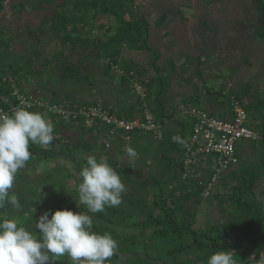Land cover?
Wrapping results in <instances>:
<instances>
[{"label":"rangeland","instance_id":"1","mask_svg":"<svg viewBox=\"0 0 264 264\" xmlns=\"http://www.w3.org/2000/svg\"><path fill=\"white\" fill-rule=\"evenodd\" d=\"M133 1L134 10L149 22L147 42L158 51L155 64L166 80L161 96L164 106L167 107L166 112L170 113L175 104L186 101L219 115L226 107L229 111L226 94L236 95L244 91L242 102L246 105L254 104L248 110V123L257 130L256 125L264 120V39L255 36L258 24L255 0ZM70 2L74 0L4 1L0 13V74L22 91L52 94L50 99L44 96L49 100L65 104L101 102L110 104L116 110L120 108L121 112L125 110L121 109L123 106L128 109L133 105V112H137L140 105H137L138 100L132 88L115 87L118 78L110 79L103 71L107 58H98L97 46L88 41L101 33L105 40L116 31L118 25L105 15L94 21L88 18L86 21L77 22V35L68 43H63L51 22L54 14L60 10H66L72 15L78 14L77 10L70 11ZM161 15L163 18L157 24ZM102 24L110 26L109 33H103L100 26ZM154 57L152 52L129 49L122 45L119 54L115 56L118 62L115 64L130 60L135 62L138 70L142 71L139 77L145 84L157 75L152 66ZM65 61L82 65V76L79 80H65L62 77ZM112 75L117 76L114 71ZM154 88L158 91L160 85L157 84ZM209 89L223 92L224 95L210 94ZM43 112L48 120H57ZM162 125L164 130L174 126L169 119H165ZM72 127L74 126L66 128L67 133L63 140L78 144L76 163L59 154L53 155L50 150L55 149L62 154L66 152L70 156L75 150L73 145L65 146L60 143L55 148V139L54 146L51 144L47 148L33 144L40 154L30 151L31 158L27 164L30 163L31 166L27 170L25 167L19 170L10 190L17 195L22 207L17 210L10 204L9 207L16 211L11 213L9 210H0V216L16 218L20 224L26 222L29 216L31 224L35 226V221L46 208L53 206L50 199L59 200L61 196H68L70 200L69 193L81 182L77 166L82 169L89 155L97 158L103 156L119 173L127 189L122 194V203L117 206L121 221L108 228V233L114 232L112 236L118 242L117 255H113L108 264H207L208 257L220 250L233 251L237 264H242L245 260H249L248 264H260V247L250 251L245 248L170 251L173 243L178 240L154 237L153 227L143 228L142 220L145 216L136 209L138 206L147 207L157 214L161 209L154 202L170 194L167 198L181 205L180 213L182 212L185 223L191 229L201 232L212 225L235 224L238 220L249 217L232 200V186L236 183V178L226 174L208 198L198 200L194 195L183 202V194L178 186L180 168L176 162L177 178L171 185L165 183L173 171L171 165L166 163L172 159V151L181 149V144L172 147L169 146V140L138 132L122 143L123 148L114 145L109 152H105L106 149L99 139L94 143L92 132H83V129ZM240 142L239 163L231 171L242 166L260 168V176L253 187V193L256 199L264 202L261 147L251 141ZM87 143L93 148H86ZM128 146L138 153L134 161H130L124 152ZM33 156L36 160L31 164ZM163 164L165 167L162 170L165 173L160 175ZM117 167L121 170H117ZM240 171L239 169L237 174ZM125 172L129 174V178L124 176ZM158 181L163 190L157 184ZM46 190L49 193L44 198L43 191ZM130 197H133L135 203L130 201ZM59 205L56 208H60ZM21 210L27 212L19 214ZM93 221L97 222L95 219ZM98 221L103 225L107 224L105 221ZM134 221L140 222V225H132ZM61 258L70 260L66 255Z\"/></svg>","mask_w":264,"mask_h":264},{"label":"trees","instance_id":"2","mask_svg":"<svg viewBox=\"0 0 264 264\" xmlns=\"http://www.w3.org/2000/svg\"><path fill=\"white\" fill-rule=\"evenodd\" d=\"M4 1L0 0V13L4 7ZM256 3V9L258 12L257 16V26L255 28V36L260 39H264V0H255ZM70 11H78V14L75 13V15L70 14L66 10H60L56 12L53 16V20L51 22L52 27L56 31V33L61 36V39L63 43H68L72 40V38L77 35V28L76 23L79 21H86V19L90 18L92 21L99 20L101 17L105 15L107 18L108 16L112 18L116 25H118L115 32L108 35L105 40L102 38V33L99 34L97 37H92L89 39V43L93 44L94 46H97V54L96 56L99 58L103 56L104 58H107L105 64L103 65V71L106 75L110 77V79L118 78L119 83V89H122L124 86L130 87V79H140V75L142 74V71L138 70V65L133 61H122L119 63V67L123 70L121 74H116L117 76L112 75V71H114L111 67V64L118 63L116 62L115 56H117L120 52V48L123 46H126L129 49H137V50H145L152 52L155 57L152 61V66L157 72L156 76L149 79V81L143 85H145L146 89V101L155 116V118L160 121L162 124L164 123L165 119H169L173 122L174 127H177L176 129H170L168 131L162 132V137L160 139L169 140L170 145L172 146L178 143L171 141L169 138L172 139L173 136H180L185 142V144L188 142V138L191 135L192 132V123L193 119L189 117H177V105H174V108L170 110V113L166 112L167 107L164 106L162 101V93L164 90V85L166 84V80L163 78V76L160 74V68L155 64L158 58V51L156 48L148 44L147 37L149 33V22L146 20V18L136 12L134 10V1L133 0H74V2H70ZM163 18V15L159 16L157 19V24L160 22V20ZM103 29V33H109L110 32V26H103L100 25ZM0 63V68H1ZM82 65L78 63L73 62H67L65 61L63 63V68L61 71L62 77L66 80H79L82 76ZM115 72V71H114ZM117 82V81H116ZM142 82V81H141ZM143 83V82H142ZM159 84L160 88L158 91L155 90V86ZM15 84L11 80H6V77L4 75L0 74V106L6 107V101L4 100V97L11 98V92L14 89ZM154 93L156 95H154ZM208 93L214 94V95H224L223 92L220 91H212L208 90ZM244 94V91H240L235 96L242 100V95ZM154 95V96H153ZM153 97V99H152ZM225 97V96H224ZM183 103H186V101H181ZM180 102V103H181ZM106 104V103H104ZM244 104V103H243ZM109 105V104H106ZM137 105L139 106V101L137 102ZM254 104L247 103L244 104V107L248 110H250ZM196 106V105H195ZM249 106V107H248ZM112 107V106H111ZM124 107V106H123ZM121 110H116L112 107V110L116 112L119 116H127L132 117L133 115L139 114L141 112V106L137 108V112H133V105H131L128 109L125 107ZM199 107V106H198ZM202 109H205L203 107H200ZM39 110H42L41 108H37ZM207 110V109H206ZM219 117H223L222 114L218 115ZM63 121V120H59ZM71 122H78L81 125V128L83 130H87L88 132L94 131L95 128H97V132H102L107 129L106 125L103 124H95L94 127L86 128L82 123V119L78 120H70ZM58 122V121H56ZM102 125V126H101ZM257 130L260 131V133L264 136V120L263 123H260L259 125H256ZM94 133L93 137L94 140L97 141L98 139L101 140L100 133L97 134ZM141 131H134L129 133V139H131V136L134 133H138ZM54 135L57 137V146L55 148H58L59 144H65V146H75V150L72 152L70 156H67L69 154H64L60 152H56L55 149H51V154L56 155L59 154L61 156H64L65 158H68L71 162L76 163V153H77V147L78 144H70L62 139L61 136H57L56 133ZM116 141L117 146L122 145V143L127 142L128 140L124 139L122 136H117L113 142ZM54 146V141H53ZM185 144H181V149L179 148L177 151L173 152V157L170 161H168L166 164L171 165L172 168V175H170L169 179L166 180L165 183L171 185L173 183V180L177 178L175 176V162L177 163L178 167L180 168V164L182 162V152L185 149ZM253 144H257V146L260 148V154L263 156V165L264 166V141H258L253 142ZM114 145L112 144L111 147ZM110 148L106 149L105 152H109ZM86 148H93L91 144H86ZM123 148V147H121ZM30 151L33 153H39L34 145H30ZM239 148L237 147V155L239 156ZM104 154V152H102ZM163 157V154L161 155ZM53 159V158H51ZM116 165V164H115ZM239 166V165H238ZM165 167V164L160 167V175H164V171L162 170ZM240 169V173L237 174V171ZM77 171H79L81 168L77 166ZM117 170H121L117 167ZM261 169L260 168H252V167H239L235 168L234 170H229L226 174L227 176H231L233 178H236V183L232 186V200L234 204L237 207L242 208L241 210H245L249 217L246 219L243 218L242 220H238L235 224L230 223L227 225H212L208 227L206 230L198 232L194 229H191V227L185 223L183 219L182 212L180 213V207L181 205L178 204L177 201H174L170 198V194L168 196L162 197L159 201L154 202V204L158 207H160V212L155 214L154 210H150L147 207H141L138 206L136 208L139 210L143 215L145 216L142 220L143 228L147 226L153 227V236L158 237L161 239H175L178 240L177 243H173L174 245L170 249V251L179 250V251H187L190 249H228V248H245L248 251L253 250L257 247H260L261 250H259V255L261 259H259L260 264H264V202L261 200H258L255 198V195L253 193V187L256 184V181L258 177L260 176ZM225 174V175H226ZM72 174H70L71 176ZM225 175L222 177V179L225 177ZM236 175V176H234ZM124 176L129 178L128 173H124ZM221 179V180H222ZM220 180V181H221ZM219 181V182H220ZM80 182H78L77 186L75 187L74 191H71L70 194V200L68 196H61L59 200L56 199H50V204L53 206H48L46 210L55 211L56 205L60 204V208H70L74 212L80 211L88 213V209L83 204L77 203V197H78V186ZM142 182L140 183V185ZM161 190L164 188L161 187L160 182L157 183ZM178 186L180 187V190L182 191L183 202L186 201L191 196H197L196 198L198 200L201 199L200 196V190L201 186L198 185L196 182L192 181L191 179H182L181 178V168H180V180L178 181ZM198 187V188H197ZM49 193L48 190L46 192L43 191L44 198L47 197L46 194ZM38 197L39 193L37 191L36 194ZM157 195V194H156ZM134 197V196H133ZM133 197H130V201L135 203L133 201ZM203 199V198H202ZM45 201V199H44ZM168 204V206H166ZM170 204V205H169ZM7 205V206H6ZM4 209L0 210H9L11 213L15 210L14 208L9 207V204H6ZM134 205V204H133ZM12 209V210H11ZM131 209V208H130ZM135 209V208H134ZM45 210V211H46ZM119 208L116 207H106L104 212H98L95 214L88 213L92 216L93 219H95L97 222H94L93 224V231L98 233H105L108 232V228L110 226H114L116 222H120L119 218ZM16 211V210H15ZM184 211V210H183ZM27 211H20L19 214L26 213ZM132 212V211H131ZM131 212L128 214V216L131 214ZM6 218V217H5ZM125 218V217H124ZM27 221L21 224L22 226H25L26 228L35 231V226H33L30 222L29 216L27 217ZM105 221L107 224H102V222L98 221ZM140 222L134 221L131 224L135 226H139ZM114 232L111 233L113 235ZM224 239V240H223ZM229 241V242H228ZM176 244V246H175ZM261 251V252H260ZM117 255V253L115 254ZM136 257V255H133ZM109 260L106 262L108 264ZM249 260L243 261L242 264H248ZM56 264H71V261L67 258H59L56 262ZM195 264V263H191Z\"/></svg>","mask_w":264,"mask_h":264},{"label":"clouds","instance_id":"3","mask_svg":"<svg viewBox=\"0 0 264 264\" xmlns=\"http://www.w3.org/2000/svg\"><path fill=\"white\" fill-rule=\"evenodd\" d=\"M31 107L26 104L11 115H0V209L9 203L17 210L22 207L10 190L31 158L30 145L47 148L56 139L53 123L42 113L30 111ZM172 140L185 144L178 135ZM124 152L130 161L138 155L131 146ZM79 176L76 199L88 213L122 203L126 186L106 157L89 155ZM88 213L70 208L46 210L35 221V231L16 218L0 216V264H56L65 255L71 264H106L116 254L118 242L111 233L93 231L94 221ZM207 264H237V260L233 251L220 250L208 257Z\"/></svg>","mask_w":264,"mask_h":264},{"label":"built area","instance_id":"4","mask_svg":"<svg viewBox=\"0 0 264 264\" xmlns=\"http://www.w3.org/2000/svg\"><path fill=\"white\" fill-rule=\"evenodd\" d=\"M110 64L116 74L123 72L117 64ZM130 87L141 106V112L132 117L119 116L110 105L101 102L65 104L17 87L11 92L12 99L4 97L6 107L0 106V115H11L16 109L31 104V109L41 108L58 120L82 119L86 128L103 124L107 126L106 130L97 132L95 128L94 132L100 133L105 149L112 146L117 136L128 140V134L134 131L146 132L160 139L163 125L155 118L146 101L145 86L139 79L131 78ZM226 95L229 111L223 117L190 103L177 105V117L193 119L192 132L182 152L181 178L191 179L200 185L199 194L203 199L208 198L222 177L238 164L237 147L240 141H264V136L249 126V114L242 100L232 93Z\"/></svg>","mask_w":264,"mask_h":264},{"label":"crops","instance_id":"5","mask_svg":"<svg viewBox=\"0 0 264 264\" xmlns=\"http://www.w3.org/2000/svg\"><path fill=\"white\" fill-rule=\"evenodd\" d=\"M119 84H118V82H115V87L116 88H119ZM20 89V88H19ZM24 90V89H23ZM36 94H39V95H41V96H45L46 98H51L50 96H52V94H47V93H44L43 95L41 94V93H37L36 92ZM180 103V102H179ZM110 105V104H109ZM30 111H35V112H40V113H42L44 116H45V114H44V112H43V110H39V109H31ZM211 112V111H210ZM212 113V112H211ZM214 114V113H213ZM221 114L223 115V116H226L227 114H228V109H227V107L226 108H224V109H222L221 110ZM46 117V116H45ZM50 121L53 123V126H54V131H55V133H56V135L57 136H61L62 137V139L64 138V136H65V134L67 133V130H66V128L67 127H69L70 128V126H74V127H72L73 129L76 127V128H78L79 130H82V128H81V126H80V124L78 123V122H71V121H59L58 119L57 120H55L54 119V121L52 120V119H50ZM56 121H58V122H56ZM177 127H172V129L174 130V129H176ZM170 129V128H169ZM169 129H165L164 131H168ZM171 130V129H170ZM85 130H83V132H84ZM259 131V130H258ZM260 132V131H259ZM95 132L93 131V134H94ZM96 134V133H95ZM72 135V134H71ZM57 138V137H56ZM94 139V138H93ZM186 142V141H185ZM94 143H96V141L94 140ZM113 145H118V144H116V141H114L113 142ZM239 145H241V142L238 144V147H239ZM118 147H120V146H118ZM261 153V152H260ZM35 156H33V158L31 159V164H33V162H35V160H36V158H34ZM239 163V162H238ZM31 165H30V163L29 164H26V166H25V169L27 170L29 167H30Z\"/></svg>","mask_w":264,"mask_h":264},{"label":"water","instance_id":"6","mask_svg":"<svg viewBox=\"0 0 264 264\" xmlns=\"http://www.w3.org/2000/svg\"><path fill=\"white\" fill-rule=\"evenodd\" d=\"M55 141L57 142V139H55Z\"/></svg>","mask_w":264,"mask_h":264}]
</instances>
